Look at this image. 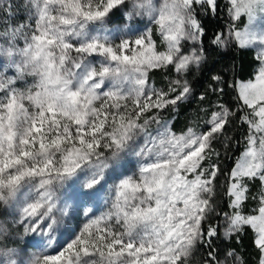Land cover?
<instances>
[{
	"label": "snow or ice",
	"instance_id": "obj_1",
	"mask_svg": "<svg viewBox=\"0 0 264 264\" xmlns=\"http://www.w3.org/2000/svg\"><path fill=\"white\" fill-rule=\"evenodd\" d=\"M230 44L258 67L211 73L202 129L176 133L163 112ZM0 206V264H247L221 245L249 233L264 264V0H0Z\"/></svg>",
	"mask_w": 264,
	"mask_h": 264
},
{
	"label": "trees",
	"instance_id": "obj_2",
	"mask_svg": "<svg viewBox=\"0 0 264 264\" xmlns=\"http://www.w3.org/2000/svg\"><path fill=\"white\" fill-rule=\"evenodd\" d=\"M223 7V4H222ZM213 26L224 27L229 23L228 17L225 12H221L218 19H213L210 21ZM255 52L248 49H239L234 44H230L226 50L216 49L215 53L210 57L209 61L205 66L201 68L199 72L196 73L190 72V81L193 85V95L190 97V100L184 103H181L176 108L175 114L176 117L172 122V129L177 133L185 131L188 127L189 122L197 115L202 108L208 106V102H201L198 97L201 92L207 87L208 76L213 72H218L224 74V78L227 81H231L233 77L240 81H244L252 75L255 69L258 67L255 59ZM160 71H155L150 74L151 80H153L155 86L160 87L161 83L164 82L165 76L171 78L174 72L163 73L159 75ZM226 95L223 97V102L230 104L232 102V97L234 93L230 89H226ZM212 101H216V96H211ZM174 115L173 109L169 108L167 111L163 112L162 119L170 118ZM243 129L239 127H233L228 130L229 135H233L236 139H240ZM218 150L223 151L219 145H216ZM241 148H236L235 155H239ZM223 159V158H222ZM223 166L225 168H230L232 162L228 160H223ZM222 179V178H221ZM218 193L220 189L218 188ZM251 233L242 237V245H237L235 239L231 243H225L221 245V253L225 248H234L238 254L243 257L247 264H252V261L255 257V252H253L251 245ZM199 259V256H198Z\"/></svg>",
	"mask_w": 264,
	"mask_h": 264
},
{
	"label": "rangeland",
	"instance_id": "obj_3",
	"mask_svg": "<svg viewBox=\"0 0 264 264\" xmlns=\"http://www.w3.org/2000/svg\"><path fill=\"white\" fill-rule=\"evenodd\" d=\"M18 2L19 3H23V0H18ZM155 2L158 4V3H160V0H155ZM129 10H130V5H129V7H126V8L121 9L122 12H127ZM119 17H120V12L115 13V16H113L108 21L107 27L109 29H113V30L118 29V28L121 29V30H123L124 29V24L121 22V20L119 19ZM17 19H21V17H18ZM141 19L144 21L145 24H147V17H142V18L133 17V23H139ZM244 23H246V19L245 18H242V21H241L240 25H238V26H241L242 27ZM250 49H252L255 52V55H256L258 49L255 48V47H252ZM191 72L196 73V70L195 69H192ZM159 75L160 76L163 75V72L160 71L159 72ZM176 78H179V77H177V75L174 72L173 76L171 78H169V79H176ZM186 78L190 81V79H189L190 76L188 77V75H187ZM151 81L153 82V80H151ZM29 82H31V81H29ZM156 87H158V86H156ZM164 87H166L165 80H164L163 83H161V86L158 87V88H164ZM189 100H190V98L187 101H189ZM179 104H181V103H179ZM178 105H177V107H178ZM175 111H176V109L173 110L174 115L172 117H170V118H164V120L170 121L171 122V125H172V122L174 121V118L176 117ZM208 115H209L208 113L202 112L200 110V112L197 115H195L194 118H192V120L189 122L188 127H195L198 130L202 129L203 124H204V121L208 118ZM154 127H155V125H153V128ZM241 150H242V148H241ZM129 174H131V173H129ZM105 195H106V193H105ZM104 210H106V208L104 206L103 199H102L101 200V208H100V211H104ZM97 214H99V213H97ZM10 218H12V217H9L6 214V210L2 206H0V220L10 219ZM84 222H86V220H85V218L83 216H81L80 217V221H79L80 226H82V224ZM9 227H11V225H9ZM15 232H22V229L21 228L14 229L13 230V233H15ZM29 239L30 238L26 236V237H24V239L17 240L15 243H13L11 240L8 241V246L9 247H16L17 249H19V252H20V256L18 257L19 259L27 260L31 256L32 253H36V252L42 251V249L33 248L31 246H26L27 241ZM0 259H2V258H0ZM197 259H198V256H195L194 257V261L197 260Z\"/></svg>",
	"mask_w": 264,
	"mask_h": 264
}]
</instances>
